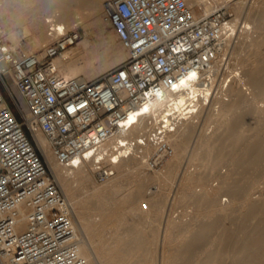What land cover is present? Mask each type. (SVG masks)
Here are the masks:
<instances>
[{"label":"built area","instance_id":"1","mask_svg":"<svg viewBox=\"0 0 264 264\" xmlns=\"http://www.w3.org/2000/svg\"><path fill=\"white\" fill-rule=\"evenodd\" d=\"M232 17L226 8L197 17L185 0H107L105 20L127 58L93 82L65 79L54 65L73 36L28 53L0 26V264H89L37 134L59 165L94 169L98 182L136 154L149 168L162 167L174 155L170 135L200 101L161 110L154 99L162 90L185 92L186 79L214 93L225 80L226 89Z\"/></svg>","mask_w":264,"mask_h":264},{"label":"bare ground","instance_id":"2","mask_svg":"<svg viewBox=\"0 0 264 264\" xmlns=\"http://www.w3.org/2000/svg\"><path fill=\"white\" fill-rule=\"evenodd\" d=\"M30 1H39L40 4H29L36 6L30 16L23 20L19 17L16 19V23L21 24V29L14 30L12 33L10 32L12 30H9L10 34L4 30L8 40L28 53H43L46 46L38 52L33 51L43 47L50 36L58 39L63 36L66 38L73 36L76 38L74 44L77 43L80 36L72 31L76 28V18L85 12L91 19H96L94 23L96 26L99 24L100 27L102 20L97 19L98 13L103 10L105 14V3L102 6L101 0ZM185 1L193 8L199 4L198 0ZM220 4H233L236 16L231 20V23L234 34L238 35L237 41L232 39L224 44V53H227L229 47L234 43L235 45L238 44L240 34H243L244 41L242 44L244 46L236 45L234 47L236 55L246 50V55L240 57L242 71L230 70L227 75V77L229 75L232 77L230 83L226 89H223L224 80L217 93H214L211 88H206L186 79L182 83L185 92L175 95L169 90H162L152 105L154 108L163 110L172 102L174 107L181 110L188 103L190 97L200 101V110L184 121L177 131L169 137L174 155L172 161L168 162L167 171L164 174L171 177L172 187L178 181L176 183L178 184L176 186L177 193L180 198L189 199L192 206L189 207L191 210L188 211L187 209L188 214L180 219H176L177 217L174 216L166 220L165 233H170L173 229L180 231V241L184 250L173 252V255L167 259L164 258L163 264H216L219 259L222 261L221 264H225V262L228 264H264V261L259 259L262 251L264 254V247L254 241L259 232L264 235V191L255 196V186L247 190L241 189L236 179L241 168L255 165L264 156V147L255 149L248 145L240 150L227 149L239 140L240 133L237 131V127L243 113L253 112L261 118L264 117V109L262 108L264 105L259 104V100L264 98V0H210L204 3L199 14L191 9L198 17L214 11ZM243 15L246 16V20L240 21ZM254 25H258L262 30L263 35L258 39L252 37ZM21 37L26 40L25 44H22ZM89 51L90 47L87 43H78L58 56L54 60V65L65 79L89 81L105 75L110 67L120 63L125 57V53L118 50L112 60L96 62V58L87 59ZM79 60H82L81 65ZM201 109L202 112H200ZM203 112H205L204 116H202ZM138 132L139 130H135L132 135L135 137ZM37 139L53 172L56 171L55 175H57V179L74 209L77 219L74 222L76 229L80 232L79 228H81L85 235L84 238L81 237L80 253L89 264H93L87 246L91 243L88 234L89 227L94 224L95 220L88 212H91L93 207L99 212L100 207L104 208V206L99 205H104V203L101 204L98 200L88 196L84 199L78 198L75 195L74 183H93L91 195L94 196L105 195L107 192L109 194L115 193V191L111 192L114 190L113 185L122 179L130 180L132 185L135 182L141 184L139 188L141 191L145 188L142 184L147 183L152 177L146 175V169L149 166L144 161V157H138L136 154L121 160L116 167L115 176L102 182L101 185H97L92 180L94 169L69 170L62 167L55 161L46 138L38 133ZM116 139L118 138L110 140L107 145H113ZM193 141L195 146L191 150L190 145ZM149 153L150 151L146 150V156ZM199 155H202V158H199ZM186 158L188 165L180 172L182 163ZM197 159L201 160L200 165H195ZM224 196L225 199H223ZM199 203L205 204L206 209H209L208 213H205L207 215H201L202 213L199 211L195 212L194 208ZM127 208L131 209V214H141L137 213L140 206ZM120 215L117 214V218H122L126 214L123 213L122 217ZM213 215L229 217L238 223L239 228L233 233V238L228 237L225 241H220V237L213 239L210 246L211 252L207 257H203L202 252L198 258L190 261L187 258L190 253L189 243L204 239V233L210 227L208 218ZM118 222H122V219ZM126 232L122 238H131L130 231L126 230ZM94 253L97 255L96 252Z\"/></svg>","mask_w":264,"mask_h":264},{"label":"rangeland","instance_id":"3","mask_svg":"<svg viewBox=\"0 0 264 264\" xmlns=\"http://www.w3.org/2000/svg\"><path fill=\"white\" fill-rule=\"evenodd\" d=\"M206 1L210 0H198L199 4L195 5L194 8H191L196 14H199ZM105 2L106 0H101L102 6ZM29 4H40V2L30 0H0V26H2L3 30L7 32L12 30L10 31L11 33L14 32V30H20L22 26L21 24L16 23V19L19 17L23 20L29 17L36 9L35 5ZM217 8L229 9L233 15L232 19L236 16L233 4H220ZM104 17L105 14L102 10L97 16L98 20H102V25L99 27V24L96 26L94 23L96 19H91L85 14V12H83L81 16H78L75 22L76 28L72 31H75L80 36V40L74 45L69 46L62 52V54H64L68 49L76 46L78 43L85 42L90 47L87 59L96 58V62H102L104 60L110 61L114 58L115 53L118 50H122L125 53V57L120 63L110 67L108 71L121 64L127 58V52L118 40L116 34L105 21ZM245 20L246 16L243 15L240 18V21ZM7 34L10 33L8 32ZM262 35V30L258 27V25H254L252 37L258 39ZM240 36L239 43L236 45L244 46V44H242L244 41L243 34L241 33ZM20 39L22 44L26 43L25 39L22 37ZM57 39L58 38L56 37L50 36V39L43 45V47L35 49L33 52L42 50L45 46ZM234 40H238V35H235ZM233 45L229 47L227 52L231 62L230 70L236 69V72H240L243 69L240 57H244L246 55V50L241 52L239 55H236V53H234V47L236 45L235 43ZM79 63L81 65L82 60H79ZM99 78L100 77L89 80L88 82H93ZM259 104L264 105V98L259 100ZM262 108L264 109V106H262ZM202 111L203 110L201 109L200 112ZM204 113L205 112H203L202 116H204ZM239 123L240 124H238L237 127V131L240 133L239 140L236 144L227 147V149L234 148L236 150H240L244 149L248 145L255 149L263 148L264 117L261 118L256 113L247 112L242 114ZM194 146L195 142L193 141L190 145V149L192 150ZM187 158L184 161L185 163H182L183 166H181L180 172H182V170L188 165ZM199 158H202V155ZM172 159L173 157L162 167H152L146 169V175L152 177L147 183L142 184L145 188L141 191H139L141 184L135 182L132 185L130 180L122 179L121 181L114 183V190H111V192L115 191V193L109 194L107 192L105 195L94 196L91 195L92 188L94 186L93 183H74L75 195L78 198L80 197V199H84L88 196L91 199L98 200L101 204L104 203V205H99L104 206V208L100 207L101 209L99 212L96 211L93 206V210L88 212L95 220L94 224L90 225L88 231L90 242L92 244L90 243V245L87 246V250L92 256L93 264H163L164 258L167 259L170 255H173V252L176 253L178 250H184V246L181 245L180 241V231L173 229L170 233H165L166 220L174 216L175 218L177 217L176 219H180L184 215L188 214L187 209L188 211L191 210L189 207L192 206V202L189 199L184 200L180 198V195L177 193L176 186L178 184L176 183L178 181H176L175 186L172 187L173 182L171 177L164 174L167 171L168 162L172 161ZM200 164L201 160L197 159L195 165ZM236 179L241 189L247 190L255 186V196L261 194L262 191H264V156L255 165L241 168L239 173L236 175ZM92 180L97 185L102 184V182L97 181L95 172L94 176H92ZM223 199H225V196ZM129 206H140L137 213L141 214H131V209L127 208ZM206 208L205 204L199 203L194 209L195 212L199 211L202 213L201 215H204L209 211V209ZM203 209L206 210L201 211ZM123 213L126 214L124 217H122ZM117 214H121L120 217L122 218H117ZM73 216L75 217L74 221H77L75 212L73 213ZM121 219L122 222L119 223L118 220ZM208 223L210 227L208 231L204 233V239L199 242L189 243V246L187 245L190 251L187 258L190 261L198 258V255L202 252L203 257H207V255L211 252L210 246L213 239L220 237V241H225L228 237L233 238V233H235V231L239 228L237 225L238 223L234 222L233 219L221 215H213L208 218ZM79 230L80 236L85 237L82 229L79 228ZM126 230L130 231V235L132 234L129 239L122 238ZM261 231H263V229ZM254 241L264 247V235L261 232L258 233V237ZM93 250L97 255H95ZM259 259L260 261H264L263 251L259 256ZM217 261L218 262H216V264H221L220 262H222L220 259ZM225 264L228 263L225 262Z\"/></svg>","mask_w":264,"mask_h":264}]
</instances>
